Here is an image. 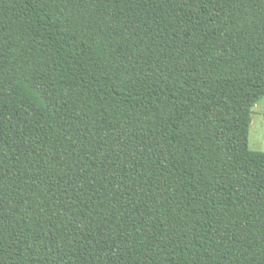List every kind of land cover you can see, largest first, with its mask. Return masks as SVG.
I'll return each instance as SVG.
<instances>
[{"label": "trees", "instance_id": "16d2710c", "mask_svg": "<svg viewBox=\"0 0 264 264\" xmlns=\"http://www.w3.org/2000/svg\"><path fill=\"white\" fill-rule=\"evenodd\" d=\"M264 0H0V264H264Z\"/></svg>", "mask_w": 264, "mask_h": 264}, {"label": "rangeland", "instance_id": "374dc122", "mask_svg": "<svg viewBox=\"0 0 264 264\" xmlns=\"http://www.w3.org/2000/svg\"><path fill=\"white\" fill-rule=\"evenodd\" d=\"M248 147L253 151L264 152V97L251 109Z\"/></svg>", "mask_w": 264, "mask_h": 264}]
</instances>
